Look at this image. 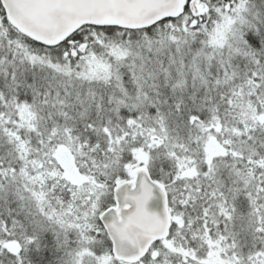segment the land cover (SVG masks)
Instances as JSON below:
<instances>
[{
  "label": "snow or ice",
  "instance_id": "6c2138e0",
  "mask_svg": "<svg viewBox=\"0 0 264 264\" xmlns=\"http://www.w3.org/2000/svg\"><path fill=\"white\" fill-rule=\"evenodd\" d=\"M0 264H264V0H0Z\"/></svg>",
  "mask_w": 264,
  "mask_h": 264
}]
</instances>
